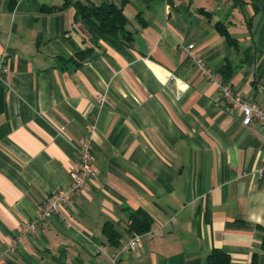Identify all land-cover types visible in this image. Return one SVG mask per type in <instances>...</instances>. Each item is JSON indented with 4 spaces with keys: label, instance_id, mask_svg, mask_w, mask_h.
<instances>
[{
    "label": "crops",
    "instance_id": "0c3cea01",
    "mask_svg": "<svg viewBox=\"0 0 264 264\" xmlns=\"http://www.w3.org/2000/svg\"><path fill=\"white\" fill-rule=\"evenodd\" d=\"M80 3L121 7L126 34ZM189 44L264 107V0H0V261L264 264V126L226 106ZM88 134L96 177L21 242ZM137 211L151 228L121 251Z\"/></svg>",
    "mask_w": 264,
    "mask_h": 264
},
{
    "label": "built area",
    "instance_id": "2783aa9c",
    "mask_svg": "<svg viewBox=\"0 0 264 264\" xmlns=\"http://www.w3.org/2000/svg\"><path fill=\"white\" fill-rule=\"evenodd\" d=\"M183 48L189 57L202 68L207 79L218 85L223 94V101L226 106L232 111H238L243 115L242 122L245 126L254 123L264 126V107L262 105L256 101L245 100L231 85L222 78H217L216 74L209 67L193 57V50L195 48L193 44H189ZM2 77L3 73L0 70V79ZM90 132H92V127L89 129V133ZM261 171L264 172V166L261 168ZM96 175L97 170L94 165V143L91 134H88L82 145L78 148V160L73 172L71 184L56 191L36 210L34 219L21 229L19 240L22 242L25 236L30 235L41 227L52 215L58 212L60 206L70 203L76 197L81 196ZM141 239L142 236L140 234H132L129 242L121 247V251L135 250L141 245ZM0 264H4V262L0 261Z\"/></svg>",
    "mask_w": 264,
    "mask_h": 264
},
{
    "label": "trees",
    "instance_id": "16d2710c",
    "mask_svg": "<svg viewBox=\"0 0 264 264\" xmlns=\"http://www.w3.org/2000/svg\"><path fill=\"white\" fill-rule=\"evenodd\" d=\"M77 14L79 17L88 20H96L98 29L106 36L115 38L126 34V24L127 19L123 14L121 7L113 4L109 6L101 5L97 6L94 4H77ZM219 31L222 35L226 36L230 43L234 41L229 36L228 30L222 26L218 25ZM81 56V55H78ZM83 57V56H81ZM231 64H228L223 70V79L227 80L231 74ZM152 225L151 218L145 214L143 211H137L130 216V229L137 231V233H144L150 230ZM264 245V243H263ZM211 264H230V259L228 255L214 252L210 256Z\"/></svg>",
    "mask_w": 264,
    "mask_h": 264
}]
</instances>
